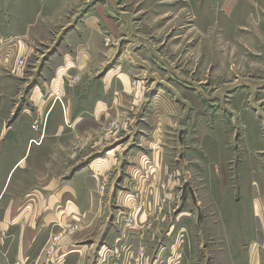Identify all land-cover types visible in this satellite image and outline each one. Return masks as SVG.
Masks as SVG:
<instances>
[{
  "label": "rangeland",
  "instance_id": "obj_1",
  "mask_svg": "<svg viewBox=\"0 0 264 264\" xmlns=\"http://www.w3.org/2000/svg\"><path fill=\"white\" fill-rule=\"evenodd\" d=\"M10 132L77 201L56 251L264 264V0H0Z\"/></svg>",
  "mask_w": 264,
  "mask_h": 264
},
{
  "label": "crops",
  "instance_id": "obj_2",
  "mask_svg": "<svg viewBox=\"0 0 264 264\" xmlns=\"http://www.w3.org/2000/svg\"><path fill=\"white\" fill-rule=\"evenodd\" d=\"M30 135L10 132L0 138V222L7 232L0 246V264H86L85 250L77 245L74 234L64 236L50 262L46 261V243L76 212L77 201L65 196L67 185L59 186L61 192L48 191L54 189L51 174L56 172L49 170L47 177L44 168L41 172L37 165L31 166L44 149H33Z\"/></svg>",
  "mask_w": 264,
  "mask_h": 264
},
{
  "label": "built area",
  "instance_id": "obj_3",
  "mask_svg": "<svg viewBox=\"0 0 264 264\" xmlns=\"http://www.w3.org/2000/svg\"><path fill=\"white\" fill-rule=\"evenodd\" d=\"M58 239V237H53L49 240V243L46 244L45 246V258H46V261H49L51 260L53 254L56 252V243L55 241ZM53 240V241H51ZM15 264H25V263H22L20 261H17Z\"/></svg>",
  "mask_w": 264,
  "mask_h": 264
},
{
  "label": "water",
  "instance_id": "obj_4",
  "mask_svg": "<svg viewBox=\"0 0 264 264\" xmlns=\"http://www.w3.org/2000/svg\"><path fill=\"white\" fill-rule=\"evenodd\" d=\"M188 183L185 185V188L187 187ZM193 192V191H192ZM193 197L195 198V195L193 194ZM196 202V201H195Z\"/></svg>",
  "mask_w": 264,
  "mask_h": 264
}]
</instances>
